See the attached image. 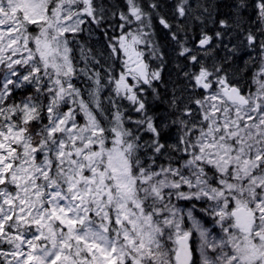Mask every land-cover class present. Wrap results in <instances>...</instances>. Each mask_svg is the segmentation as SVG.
<instances>
[{"label": "snow or ice", "instance_id": "obj_1", "mask_svg": "<svg viewBox=\"0 0 264 264\" xmlns=\"http://www.w3.org/2000/svg\"><path fill=\"white\" fill-rule=\"evenodd\" d=\"M159 8L0 0V264H264V0L236 4L258 25L241 28L258 53L244 86L228 19L190 45L208 9L177 0L174 28ZM153 14L187 61L163 119Z\"/></svg>", "mask_w": 264, "mask_h": 264}, {"label": "trees", "instance_id": "obj_2", "mask_svg": "<svg viewBox=\"0 0 264 264\" xmlns=\"http://www.w3.org/2000/svg\"><path fill=\"white\" fill-rule=\"evenodd\" d=\"M98 2L103 3L106 8H109V11L113 10H121L124 7V0H98ZM152 0H142V3L147 6L151 3ZM160 5L159 14L166 16L169 18L170 22L175 25L177 20L174 18V5L177 3V0H158ZM190 3L194 5V14H199L203 12V9L206 7L208 12L203 13V24L201 20L194 19L192 17L188 18L184 23L186 27V34L190 39V45L195 43V39L199 38V34L201 30L208 32L209 34H214L216 30L219 29L218 21L220 19H228L230 23L234 25L233 29L231 30V43L236 45L237 37L238 39L242 38L241 28L248 29L251 28L253 22L249 20V17L252 14V10L248 9L247 12H241L237 15V11L233 12L236 9V4L238 0H190ZM199 5L198 8L195 6ZM148 11H152L150 8L147 9ZM237 15L238 23L240 24V28L236 27L235 19L233 16ZM153 25H154V40L161 46L162 50L166 54V64L164 67V71L162 73L163 82L158 85L159 91V99L154 98L152 95H149L148 101L151 106V109L155 114L160 117L161 119L164 116L169 114L170 109L168 108V102L171 100L173 91L175 90L176 94L179 95L181 90H179V83L177 85L170 86V81L173 79L175 81L179 78L180 75H183L185 71V67L187 66V61H184L183 58H178L176 56V52L174 48L176 47L175 42L171 40L170 36L167 34V30L163 29L162 26L159 25L158 19L155 14H153ZM181 35H185V33H181ZM95 36H100L99 40L103 37L99 32L96 33ZM94 37V36H93ZM227 39L225 43H227ZM91 45L97 50L96 54L98 55L99 52L104 51V48L101 47L102 41H92ZM238 51L240 53L239 47L236 45ZM169 50H173V55L169 54ZM79 54L77 53V56ZM225 55H231L227 53L226 49H219L214 53V56L217 58H223ZM235 57H237V53L232 59L229 61L228 64L225 65L226 68L231 66L234 63ZM155 65V61L152 62ZM243 69V68H242ZM184 76V75H183ZM183 81V80H182ZM79 85V83H76ZM183 89V88H182ZM25 90H18L19 96L24 94ZM124 105H127V102H121ZM107 106V102L105 101ZM130 108V106H128ZM126 115H131L133 118L137 117V113L135 112H126ZM170 123V121H169ZM170 133H178L180 134L177 127L172 126L164 133V137L167 140ZM149 134H144L145 139L148 138Z\"/></svg>", "mask_w": 264, "mask_h": 264}, {"label": "rangeland", "instance_id": "obj_3", "mask_svg": "<svg viewBox=\"0 0 264 264\" xmlns=\"http://www.w3.org/2000/svg\"><path fill=\"white\" fill-rule=\"evenodd\" d=\"M235 11H237V9H235L233 12H235ZM233 19H235L236 25L239 24L237 15L233 16ZM252 25H253L251 27L252 29H255L258 26L255 22H253ZM99 38H100V36H94L91 39H92V41H95V42L96 41H102L101 47L103 48L104 37H101L102 38L101 40H99ZM241 39H238V37H237L236 45L239 47L240 53L237 52V57H235L234 63L231 66L228 67V71H229V75L230 76L235 75L236 78L241 82V85L244 86L245 83L251 84V76H252L251 62H252V58H257L258 59V53H257V51H252L250 49H247L244 44H241V42H240ZM169 51H170L169 54L172 56L173 55V50H169ZM81 65H82V62H81ZM184 70H187V68L185 67ZM74 82L75 83H79V85L77 84V86L81 87L82 89L87 86V82L83 78H81L80 80H76ZM178 83L180 85L179 87H181V88H178V89L182 90V88L185 85V77L183 75H180L179 78H177L175 81H173V79H172L170 81V86L171 87L173 85L175 86ZM22 95L23 94H21L19 96L18 90H17V94L15 96V99L17 100V102L22 98ZM165 117L166 116H164V118ZM165 131H167V129ZM179 135L180 134H178V133H176V134L175 133H170L168 138H167V142L170 143V144L174 143Z\"/></svg>", "mask_w": 264, "mask_h": 264}]
</instances>
